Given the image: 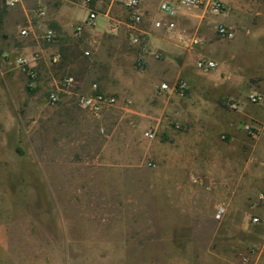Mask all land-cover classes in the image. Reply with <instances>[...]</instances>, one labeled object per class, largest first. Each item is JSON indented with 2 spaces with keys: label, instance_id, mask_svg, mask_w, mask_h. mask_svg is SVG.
<instances>
[{
  "label": "rangeland",
  "instance_id": "374dc122",
  "mask_svg": "<svg viewBox=\"0 0 264 264\" xmlns=\"http://www.w3.org/2000/svg\"><path fill=\"white\" fill-rule=\"evenodd\" d=\"M220 1V13L177 10L186 37L178 78L189 85L177 98L148 95L171 82V72L147 73L139 57L145 52L130 40L138 34L145 44L143 21L129 26L124 0L110 9L121 20L116 30L94 44L77 35L64 51L40 32L20 34L26 25H17L19 3L7 8L0 0V230L9 235L12 264L83 255L67 242L82 241L84 226L98 224L156 228L149 247L113 239L107 254L170 256L171 264H182V256L184 264H238L245 255L248 264H264V103L246 98L264 92V0ZM218 17L229 21L231 38L217 33L224 23ZM19 57L34 69L33 79ZM200 58L215 67L200 70ZM93 84L116 97L99 115L76 103ZM52 91L59 96L54 104ZM232 101L240 106L230 107ZM182 176L195 193L184 189ZM186 192L192 196L182 199Z\"/></svg>",
  "mask_w": 264,
  "mask_h": 264
},
{
  "label": "crops",
  "instance_id": "0c3cea01",
  "mask_svg": "<svg viewBox=\"0 0 264 264\" xmlns=\"http://www.w3.org/2000/svg\"><path fill=\"white\" fill-rule=\"evenodd\" d=\"M114 1L115 0H95L85 5L77 0H19V4L15 8V11L19 14L22 23H18L17 25L20 27H25L22 26V24L26 25L28 33L32 34L35 32L43 34L46 29H53L55 31V38L51 42L55 43L54 46L58 48V50L66 48L68 42L77 35H83V40L85 42L94 44L93 41H95L96 37L102 35L106 31L116 30L117 28L115 25H117V22H121V20H118V18L110 13ZM178 1L179 0H139L140 13L143 21L140 31L144 34L147 48L145 53L139 55L140 60L144 63L147 73L149 71L155 73L171 72V82L161 81L158 86L155 85L151 92L148 91V95L153 97L160 93H167L170 97L177 98L180 97L179 94L182 95V93L173 89L174 84L180 79L178 78L179 75L182 74V42H186V37L182 35L181 28L182 13L177 14V12L175 15L170 16L160 9L162 2L177 4ZM33 6L35 9L38 6L43 7L45 9V15L39 17L33 14ZM181 7L188 9L196 8ZM80 11H84L81 18H79ZM90 11L96 13L94 23L91 26H84L81 32L76 34L74 32L75 26L85 21ZM216 20L224 22L227 26L230 24L224 17H218ZM16 36H19V32H17ZM117 48L119 47L117 46ZM117 48H115V50H117ZM122 53V51L117 50L115 51V56H120ZM46 55L47 52L43 51V55L41 56ZM162 83H167L169 87L167 89H162ZM178 114H180V112ZM182 184L185 185V190L191 189L194 193L197 191L194 189L196 186L187 176H182ZM197 186H200V184ZM233 190V185L228 184L226 189L228 193L226 194L233 196ZM188 195L190 196L188 197ZM191 196V193H182V199L190 198ZM182 228L187 229L189 226L182 224ZM155 229L154 225L149 226L143 224L85 225L83 231L89 234L83 235L82 241L73 238L67 242L68 249L69 246L72 250L76 247H81L84 254H68L60 262H51V264H171L172 258L170 256L125 255L123 250H119L118 252L115 251L116 254H107V249L112 247L111 244L113 243V239H117L119 241L118 243L122 245L134 243L133 246L139 247L145 244L146 247H149V243L155 241V236L148 233L154 232ZM8 236H4L3 232L0 230V264H12L9 260L11 256L10 245L8 241L6 243ZM97 238L99 240H97ZM103 240L105 242H103ZM188 261V257L182 256V264Z\"/></svg>",
  "mask_w": 264,
  "mask_h": 264
},
{
  "label": "built area",
  "instance_id": "2783aa9c",
  "mask_svg": "<svg viewBox=\"0 0 264 264\" xmlns=\"http://www.w3.org/2000/svg\"><path fill=\"white\" fill-rule=\"evenodd\" d=\"M77 1L82 4L88 5L95 0H77ZM18 2L19 0H5V5L7 8H14L18 4ZM124 4L131 13L132 24H130L129 26L131 28H135L134 25L139 23L142 19V15L140 13L139 0H124ZM181 6L205 7V8H209L213 13H220L223 10V4L222 1L220 0H179L177 4L162 2L160 5V9L163 12L167 13L168 15L173 16L177 13V10ZM34 11L35 14L39 17L45 15V9L41 6H38ZM95 17H96V13L94 11H90L86 20L81 23H78L75 26L74 32L76 34L80 33L81 30L84 28V26L87 25L91 26L94 23ZM19 32L20 34H26L27 30L23 28L20 29ZM217 33L221 37H225V38H231L234 34L233 30L230 27L222 23L218 24ZM42 37L46 41L51 42L55 38V31L51 28H48L42 34ZM130 40L132 44L139 46L143 52L146 51L147 49L146 45L142 42L138 34H131ZM193 42H197V39L193 40ZM85 54H88V51H85ZM58 58L59 55L55 54L52 57V61L55 62L58 60ZM17 63L21 66L22 70L27 72L30 78L33 79L36 76L34 69L28 66V61L26 58L24 57L17 58ZM215 65L216 63L211 59L200 58L196 61L197 68L205 72L213 69ZM63 83L68 86L71 85L72 78L71 77L63 78ZM168 87L169 85L167 83L161 84L162 89H167ZM173 89L183 94L189 89V85L185 80L180 79L174 84ZM246 98L249 103L260 105L264 102V92L252 90L247 93ZM48 100L52 104L58 102L59 100L58 93L55 91L49 93ZM76 103L79 107L88 111L89 113L94 115H99L105 108H108L116 103V97L111 93H107L105 91L100 90L96 84H93L91 88V92L76 94ZM229 105L232 108H238L240 106L238 101H232L229 103ZM244 128L247 132H249L252 135L256 133V129H257L256 127H252L250 125H244ZM144 136L147 138H153L154 133L150 130H147L144 132ZM253 220L258 221V218L254 217ZM248 263H249L248 256L244 255L241 257L240 262L238 264H248Z\"/></svg>",
  "mask_w": 264,
  "mask_h": 264
},
{
  "label": "water",
  "instance_id": "95a60500",
  "mask_svg": "<svg viewBox=\"0 0 264 264\" xmlns=\"http://www.w3.org/2000/svg\"><path fill=\"white\" fill-rule=\"evenodd\" d=\"M26 122H28V120Z\"/></svg>",
  "mask_w": 264,
  "mask_h": 264
}]
</instances>
